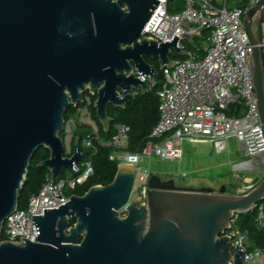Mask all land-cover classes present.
<instances>
[{"label": "water", "instance_id": "1", "mask_svg": "<svg viewBox=\"0 0 264 264\" xmlns=\"http://www.w3.org/2000/svg\"><path fill=\"white\" fill-rule=\"evenodd\" d=\"M157 0H0V264H240L225 235L235 213L264 202V178L245 195L227 187H179L152 174L145 203L133 193L137 168L118 165L113 182L83 196L40 205L33 216L38 237L3 241L7 219L20 209V191L35 153L54 182L75 172L83 157L73 140L66 155V113L95 96L96 118L108 132L109 107L125 109L156 86L171 51L186 58L179 39L159 43L143 35ZM259 0L244 16L251 39L250 65L264 128V47ZM150 58L158 65L149 63ZM159 113L139 123L143 139ZM63 196V195H62ZM125 209L126 217H120ZM264 258V257H263Z\"/></svg>", "mask_w": 264, "mask_h": 264}, {"label": "built area", "instance_id": "2", "mask_svg": "<svg viewBox=\"0 0 264 264\" xmlns=\"http://www.w3.org/2000/svg\"><path fill=\"white\" fill-rule=\"evenodd\" d=\"M157 1L159 5L143 35L160 44L170 43L176 37L188 56L176 59L172 57L176 53L171 51L174 67H165L162 71L163 84L157 94L159 119L150 131L148 143L140 153L129 152L130 127L123 124L116 126L117 134L111 141H103L95 129L84 141L86 148H92L94 141L112 147L111 161L136 166L133 193L139 194L142 203L147 198L148 180L155 173L142 169L140 164L155 157L180 163L186 141L212 143L217 152L225 153L228 152V141L235 138L244 159L234 166L237 178L243 173H260L264 166V128L250 65L253 46L244 20L245 13L259 0H250L246 8L229 7V0ZM176 3H181V9L170 12L169 6ZM261 13L264 14V7ZM260 29V46L264 47V21ZM196 38L203 40L204 46L188 51L184 42L193 44ZM86 101L91 104L89 96ZM84 108L88 109L87 106ZM76 168L75 172H78L79 168ZM93 174L91 163H87L80 177L71 176L54 182L49 178L30 198L26 210L19 209L7 219L3 241L19 243L24 241L23 238L34 241L38 232L33 216L40 205L55 207V201L63 202L64 197L70 199L67 192L85 184ZM257 185L245 186L237 195H245ZM257 208L258 228L264 229V208L258 205L251 211ZM246 213L233 215L225 235L233 244V252L242 248V258L255 263L263 259L264 248L251 246L249 236L240 229L238 221Z\"/></svg>", "mask_w": 264, "mask_h": 264}, {"label": "trees", "instance_id": "3", "mask_svg": "<svg viewBox=\"0 0 264 264\" xmlns=\"http://www.w3.org/2000/svg\"><path fill=\"white\" fill-rule=\"evenodd\" d=\"M250 0H230V4L232 7H241L246 8L249 4ZM181 9V3L171 4L169 6L170 12H177ZM207 33H205V36ZM196 40H201L196 38ZM185 48L188 51H191V46L189 44H185ZM173 58L176 59H185L178 56L172 55ZM163 84V72L157 78L156 86L150 91V93L143 95L140 94L135 100L128 102L125 109L109 107L108 115L112 118L111 127L108 132L103 130L102 125L98 122L96 118V111L94 109V102L96 97H92L89 94L88 96L92 100V104L88 105L87 101L80 104L78 108L70 107L66 113V122H68L72 117H74L78 110L88 107V110L91 112L94 120L97 121L99 125V135L103 141H111L113 137L117 134L116 126L117 125H127L130 127V133L128 138V151L132 153H140L146 146L149 141L150 131L155 125L153 123L150 127L149 132L143 139H139V135L141 130L139 128V123L142 121L143 115H149L153 108L159 107V98L158 91L161 89ZM233 111H231L232 115ZM92 129L86 125H80L77 127L74 138L79 137L81 141V150L83 153V157L78 163L77 167L79 168L78 172H72V177H80L83 175L85 171V166L87 163H91L94 174L89 177L87 182L83 185L78 186L74 190H70L67 192L68 196L78 195L83 196L86 192L89 191L90 188L102 185L107 186L111 184L116 176L117 169L119 163L116 161L110 160V155L113 151L112 147H106L99 144L97 141L93 142L92 148H86L84 146L85 139L91 134ZM66 133H62V136L65 138ZM74 140V139H73ZM73 145V142H72ZM66 155H72V147L71 152L68 153L66 149ZM50 157V151L44 147L40 148L34 155L33 161L29 168V172L26 180L23 183L22 189L20 191V210H26L28 208V204L30 198L37 194L42 186L48 182L49 179V171L46 168H39L38 164ZM67 177V171H65L61 176H59L56 180ZM259 206H263L264 202L260 203ZM259 216V209H255L254 211L248 212L240 216L238 224L240 229L245 232L249 236L250 245L258 246L260 248H264V229H259L257 224V219ZM3 240H5V235L3 234Z\"/></svg>", "mask_w": 264, "mask_h": 264}, {"label": "rangeland", "instance_id": "4", "mask_svg": "<svg viewBox=\"0 0 264 264\" xmlns=\"http://www.w3.org/2000/svg\"><path fill=\"white\" fill-rule=\"evenodd\" d=\"M229 0V7H232ZM195 50L204 46L203 40H196L193 44L184 42ZM66 138V136H65ZM67 152H71V142L66 139ZM184 155L182 161H164L159 158L145 159L140 167L150 169L153 173L162 172L167 178L172 176L178 185H199L202 183L213 185L216 188L227 187L229 194L237 195L243 187L259 184L264 178V166L260 173H243L237 178L234 166L243 159V152L235 138L228 141V152L219 153L212 143H183ZM72 171H67L71 177ZM218 189V190H219Z\"/></svg>", "mask_w": 264, "mask_h": 264}, {"label": "crops", "instance_id": "5", "mask_svg": "<svg viewBox=\"0 0 264 264\" xmlns=\"http://www.w3.org/2000/svg\"><path fill=\"white\" fill-rule=\"evenodd\" d=\"M67 125H68V128H66V130H65V133H66L65 139L70 140L71 147H72L74 135H75V132H76V129L78 126L86 125V126H89L91 129L99 130V125H98L97 121L94 120L91 112L86 108H82V109L78 110L77 114L67 122ZM156 174H162V172H157ZM178 186L179 187H186V188H194V189H200V188H205V187L212 188L214 190L219 189L213 185H208L205 183L199 184L197 186H195V185H178Z\"/></svg>", "mask_w": 264, "mask_h": 264}, {"label": "flooded vegetation", "instance_id": "6", "mask_svg": "<svg viewBox=\"0 0 264 264\" xmlns=\"http://www.w3.org/2000/svg\"><path fill=\"white\" fill-rule=\"evenodd\" d=\"M146 60H147L149 63H151V64L158 65L157 62H153L150 58H148V59H146ZM92 97H95V96H92ZM90 102H91V104H92V100H91V98H90ZM126 215H127V213H126L125 209H122V210L120 211V217L123 218V217H126ZM241 258H242V257H241ZM230 264H233V263L230 262ZM240 264H264V258L261 259L260 261H256L255 263H248V262H246V261L242 258V260L240 261Z\"/></svg>", "mask_w": 264, "mask_h": 264}]
</instances>
